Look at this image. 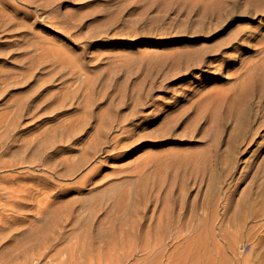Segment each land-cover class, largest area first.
Segmentation results:
<instances>
[{
    "label": "rangeland",
    "instance_id": "rangeland-1",
    "mask_svg": "<svg viewBox=\"0 0 264 264\" xmlns=\"http://www.w3.org/2000/svg\"><path fill=\"white\" fill-rule=\"evenodd\" d=\"M251 1L0 0V264H264V212L255 218L249 216L252 209L259 208L252 206V197H256L252 192L261 191L257 185L264 167V126L255 135V142L248 139L241 145L244 151L237 157L238 166L220 194L221 205L216 213L229 218L234 210H240L236 220L230 223L224 218L222 232L215 229L217 236L204 239L200 251L193 254L191 250L188 256L171 255L183 249L185 242L181 239L161 240L145 234L154 230L160 209L170 206L178 192L185 195L187 205L203 200L207 186H193L188 179L195 165H203V152L209 143L207 135L205 139L203 136L208 130L215 134L217 124L229 111L244 108V97L235 104L230 99L223 101L221 107L206 112L214 117L210 124L199 119L205 96L221 92L230 98L245 82L242 90L252 99V92L264 84V72L252 76L247 72L249 64L264 57V51H259L264 47V17L249 12ZM235 34L238 42L244 41L236 53L224 48L234 42L230 39ZM220 46V51L203 57L209 63L219 59V53L236 56L219 75L189 65L195 62L198 52ZM262 100L264 112V97ZM23 102L34 111L20 109ZM134 107L137 119L126 129L144 141L132 138V146L138 143L119 159H107L105 153L98 156L76 177L97 165L99 172L90 183L82 191L72 189L60 195L59 190L72 187L73 181L55 177L51 170L63 172V162L78 157L97 128L106 131L116 118L129 115ZM82 115L90 117L87 135L79 141L53 142L56 137L49 130ZM255 127L251 126V135ZM230 130L220 136V151L226 148ZM61 146L64 152L56 155L54 149ZM150 160L153 162L144 167ZM160 179L165 183L158 203L143 211L145 204L141 203L149 197L144 192ZM19 188L31 191L27 209L10 207L9 197ZM167 194L172 198L168 199ZM92 198H97L93 206L107 204L110 214L107 218L102 215L105 220L113 222L121 216L125 230L136 229L137 221L143 219L142 237L120 239V224L115 222L110 237L81 241L76 234L89 227L98 228L94 220L102 211H97L98 207L91 211H97L92 222L88 209ZM228 198L232 199V207L224 213L222 204ZM46 200L52 203L47 210L66 201L81 202L75 205L76 227H66L64 238L52 247L53 233L62 230L56 216L46 213ZM212 207L207 211L210 215L215 210ZM77 229L84 230L79 234ZM34 239L43 240L32 245Z\"/></svg>",
    "mask_w": 264,
    "mask_h": 264
},
{
    "label": "bare ground",
    "instance_id": "bare-ground-1",
    "mask_svg": "<svg viewBox=\"0 0 264 264\" xmlns=\"http://www.w3.org/2000/svg\"><path fill=\"white\" fill-rule=\"evenodd\" d=\"M250 7H249L250 8L249 12L252 13L253 16L254 15H258V16L264 17V0H252ZM236 37H237V35L235 34V36L230 39V40L234 39V42L231 43L230 46L224 47V48H230V49L234 50L235 53L240 48H242V46H244V41L238 42L239 39L238 38L236 39ZM225 43H224V46H225ZM224 48H222V49L224 50ZM220 50H221V46L219 48H216V49H213V50H202L201 53L198 52L199 54H195L196 55V57L194 56V61L195 62H189V65L190 66H196L197 68H200V69L206 68V72H209L213 76L219 75L223 71L224 68H226L228 65L234 63L233 61L235 60L236 56H231V55L229 56L228 55L229 57H225L226 55L223 56V55H220V53H219V54H217V56H221V57L219 59H215L214 62H209V63L204 62L203 61L204 60L203 57H204L205 54H207L209 52H211V54H212V52L214 53V52H218ZM259 51H264V47L260 48ZM215 55H216V53H215ZM247 72L249 74H251V76L256 74V73L264 72V57L261 58L259 61L255 62V63L249 64V68H247ZM24 79H26V78H24ZM246 85L247 84L245 82L240 83L237 92H235L233 94V96H230V98H229V96L226 97L223 94H221V92H218L216 94L208 93L205 96L204 100H203L204 104L202 105L203 107H201L202 110H201V115H200L199 119H201V120L203 119V121L209 122L210 124L212 123V118L214 119V117H213V115L212 116L207 115L208 113H206V112H208L211 108H216L217 109L223 101H226V100H229V99L234 104L236 103V101L239 100L240 97H244L242 100H245L244 101V108L240 112H239V110L238 111L236 110V112H235V110H234V112L233 111H229L227 113V115L225 114L223 120H221V118H220V120L222 122H220L216 126V128L218 127V129H217L218 131H216L215 130L216 128H214L215 134H209L210 131L206 130L207 132L203 136V138L205 139V136L207 135L206 140H208V142H209L208 145H207L206 153H204L205 152V150H204V152H203L204 155L203 156L201 155L202 156V161H203V162L202 161L201 162H202L203 165H200V163L197 164L199 159L196 158L197 159V161H196L197 165H195L194 174L190 175V177L188 178L191 181L193 186L197 187V186L202 185V183H203V185L207 186L206 193L204 195L203 200H201L197 204H193L192 203L191 205H187V203L185 201V198H184L185 195H183V193L178 192L177 193L178 194L177 198L176 197L172 198L171 194H167L166 196H167L168 199H171V198L173 199L172 204L170 206H165V207H162L160 209V212L158 213L159 215L157 216V221L155 223V227L156 228L153 226L154 227L153 231H151V230H149V231L147 230V232L145 231L146 232L145 233L146 236L149 237V238H154V239H158L159 238L161 240H165L167 238L181 239L183 242H185L184 243L185 245H184L182 250L176 249V250L171 252V255L175 256L177 254H182L183 256H188L191 253V250H193V254H197L200 251V248H201L200 244L202 243V241L204 239H208V238L211 239V238L217 236L214 233L215 229H219V231L222 232V223H223V221L225 219H228L229 222L231 223L233 220H236L237 216L241 215L240 210H234V215L232 217L228 218V216H227V218H226V214H225V216L223 215L224 217L222 218V216L219 217L216 212L218 211V207L221 205V202H219L220 194H221L224 186L227 184L228 178H230L232 176V174L236 170V167L238 166L237 165V163H238L237 162L238 161L237 160L238 155L241 152L244 151V150L242 151V149H241L242 146L241 145L244 142H247L248 139H249V141L252 140V142H255V137L257 136V132L260 130V128H262L264 126V112H262V105H263V100L262 99L264 97V84L261 85L257 91H255L256 93L252 92V99H251V97H248L246 94H244L245 92L242 90L243 87H245ZM36 87H37V85H36ZM67 96H68V94H67ZM130 99H132V98H130ZM22 100H24V99H22ZM25 101H27V100H25ZM57 102H60V101H57ZM122 103L125 105V107L129 106V105L126 104V102H122ZM86 105H87V103H86ZM36 107L37 106H35V108ZM42 107H43V105H42ZM52 108H54V107H52ZM20 109H24L25 112H29L30 109H31V106L26 105L23 102V103L20 104ZM55 110H57V109H55ZM88 110H89V108H88ZM136 110H137V108L134 107L130 111L129 115H126L124 117L116 118L114 120V124H112L109 128H107L106 131L103 130V129L101 130L100 128H97V130L95 129L96 131L95 130H94L95 132L93 131L94 134L91 135L88 138V140H86V141H88V143L87 144L84 143L85 147L81 150V153L78 155V157L72 158V159H69V160H66L65 162H63V165H62V166H64L63 172L62 171L59 172L58 170H55V169L51 170L52 174L55 177L66 178V179H69V180L73 181L72 182V185H73L72 187L63 188V189L59 190L60 195H65L68 191H70L72 189H78V190L82 191L83 188L90 183V181L94 178V176L99 172L100 167H97V165L91 167L90 169H88L78 179H76V177H77L78 174H80V171L82 169L87 167L98 156H101L102 154L105 153L104 157L107 158V159H110V160L119 159V158L125 156L130 150L133 149L134 145H136L138 143V141H137V143H134V145L132 146L133 143H132V141H130V140H132V138H135V136H136L137 137L136 140H141V141L143 140L144 141V139L140 138V136H138V134H136V133L133 134L134 132H132L131 130L126 129V126L128 124L132 123L134 121V119L135 120L137 119L136 118L137 115L135 113ZM32 111H34V110H32ZM32 111H30V113ZM227 111H228V109H227ZM84 114L85 113H83V115ZM83 115L81 116L82 118L78 117V119H76L72 123H68L67 122L68 124L64 123L62 125H59L55 129L53 128L52 130H49L48 132L54 133L53 137H56L55 139H57V140L54 139L53 142H61V144L62 143L64 144V142H66V141L67 142L68 141H71V142L73 141L74 142V141H77L79 139V137H81L82 135H84V134L87 135L86 133H87V131L90 128V127H87L88 120L90 119V117H88V115H86V116H83ZM118 115H119V113H118ZM153 115H154V113H153ZM26 116H29V115H26ZM97 116L100 117V115H97ZM214 116H215V114H214ZM217 117H218V114H217ZM217 117H216L215 121H217ZM220 117H222V116H220ZM13 118H14V116H13ZM98 123H97V125H98ZM251 126H252V128L254 126H256L255 127V133L252 132V135H251V132H250ZM129 127H130V125H129ZM171 127L172 126L168 127V131L171 130ZM229 128H231V130H230V135H229V137H228V139L226 141V148H224V150L221 149V151H220V136L222 135V133L224 131H227ZM134 129H132V130H134ZM214 130H213V132H214ZM114 132H120V135H113L112 136V133H114ZM166 132H163V133H166ZM145 133H146V131H145ZM161 136H164V135L161 134ZM155 139L158 140L159 137H155ZM86 141H84V142H86ZM50 143H51V141H50ZM206 143H207V141H206ZM110 147H113V149H111L110 151L107 150ZM62 149H64V147H62L61 149H58V150L54 149V153L57 155V154H60L61 152H64V150H62ZM66 149L70 150L69 148H66ZM199 153L201 154L202 152H199ZM198 156H199V154H198ZM153 160H154V158H153ZM153 160H150V161L146 162L144 164L145 165L144 167L149 166L153 162ZM94 161H96V160H94ZM106 164H108V163H106ZM197 172H198V174H197ZM261 172H262L261 175H259L257 173L260 176V179H261V182L257 186L261 188V191L260 192H256V191L252 192L253 194L256 195V197H252V206L253 205L255 206V204H256L257 206H259V208L258 209H252V213L251 214H249L250 212L248 211L249 212L248 213L249 216H251L252 218H255L258 215L259 212H261V213L264 212V167H262V171ZM244 173H246V172H244ZM155 179H157V178H155ZM124 181L128 182L127 180H124ZM99 182H100V180H99ZM134 183H135V181H134ZM164 183L165 182L162 181V179H160V180H157V182L154 181L153 182V186H149L150 189L148 191L144 192V190H143L144 194L145 193L147 195L149 194L148 195L149 197L147 196L148 200L146 198H144V201H143L144 203L140 202L142 205L145 204V207H144L143 211H147L149 209L150 205H152V204L156 205L158 203L159 196L163 192ZM117 184L120 185L119 182H117ZM127 184H124V185H127ZM140 184H143V183H140ZM137 185H139V184H137ZM169 185H170V188H171L172 184L169 183ZM236 185H237V183H236ZM255 185L256 184L254 183V186ZM128 188H129V186H128ZM110 191H112V190H110ZM119 191L120 190H118L117 192L119 193ZM127 191H128V189H127ZM131 191L129 193H131ZM170 192H171V190H170ZM112 193L113 192H111L110 194H112ZM118 193H117V197L113 196V195H112V197H116L118 199V195L120 194V193L119 194ZM110 194H109V196H110ZM122 194H123V192H122ZM259 194H261L260 197L258 196ZM142 195H143V193L141 194V196ZM130 196H131V194H130ZM21 197H23V198L20 199ZM30 197H31L30 189H20L19 188V190H14L13 191V195H11L9 197L10 198V207L15 208V209H17V208L18 209H27L29 207V203H28V200L26 201V199H29ZM121 197H123V195ZM104 198H105V195H104ZM109 198H111V197H109ZM231 198H228L227 202L222 204V208L224 209V213H226L232 207L231 206V204H232L231 203V201H232ZM92 199H93L92 203H91L92 200L91 201L89 200L90 202H88L89 203L88 205H90L89 206L90 208H88L89 211H90L89 215H90L91 211L94 208L96 209L97 207L99 208L97 211H99V212L102 211L101 214L99 215V217L94 220V222H95V224H97L98 228L96 230L90 229V227L87 225L88 223L90 224V221H86L85 220L86 222L84 221V223L88 222L86 225L89 228H87V230L83 229L84 232H82L83 230L80 231L79 229H77V232L79 231L80 233L81 232L82 233L80 234L78 232L80 235L76 234V236H78L79 239H81V241L85 242L86 240H88V238H91V239H96V238H101L102 239V238H104V239H106V238L110 237V235L113 233V232L110 233V230L113 228V227L111 228V226H114L115 222L120 224L119 228L117 229L118 230V237L120 239H123L124 237H130L133 240H136V239H139L140 237H142L141 230H143V228H144L143 219L138 220V221L136 220L138 222L137 226H136L137 227L136 229L125 230L126 228L124 229L122 227L124 224L122 225L123 222L121 223V221H122V217L121 216H118L117 218H115L113 222H112V220H110V218L105 220L108 217V215L110 214V212H107V207H108V206H106L107 204L106 205H96V206L94 205L93 206V204L95 202L97 203V198H95L96 200H94V198H92ZM101 199H103V197ZM66 202L63 205H59V207L58 206L57 207L54 206L55 209H53V210L52 209L51 210H47L48 208H51L52 203L50 204V202L46 200V203H45L46 204L45 205L46 206L45 207L46 208V213H48L49 215L51 213H53L56 216V218H57L56 221L58 222L57 225H59V227L61 228L60 230H62V232L59 231L58 233H55V234L53 233V238L51 239V243L49 244V247H52L55 242H58L62 238H64L63 237V230L66 227H68L69 225L71 226L72 229L74 227H76L75 226L76 225L75 221H73L74 218L76 217V215H74V211H75V208H76L75 205L78 204V203H79L78 205H80L81 202H78V201H71V202H67V203ZM101 202H103V204H105L104 200H101ZM239 202H240V200H239ZM85 205H86V203H85ZM246 205L248 206V208L251 206V204H249L250 206L248 204H246ZM112 206H114V205H112ZM211 206H213L212 208H214L215 210L211 211L210 212L211 215H210L207 211H208V208H211ZM237 208H238V206H237ZM242 208L243 207L241 206V209ZM88 209H86V210H88ZM247 209H244V210H247ZM83 210H84V208H83ZM214 211H215V213H214ZM86 212H88V211H86ZM96 212L95 213H91V215H90V216H92V218H90L92 220V222H93V218H96ZM84 213H83V215L86 214V213L85 214ZM112 214H113V212H112ZM81 215H80V217H81ZM102 215L105 216L106 218L102 217ZM88 218H86V219H88ZM111 219H112V217H111ZM82 220H84V216H83ZM81 222H83V221H81ZM57 225L55 224L54 226H57ZM50 227L51 226H49L48 228H50ZM41 228H45V227H41ZM148 228H150V226ZM55 229L56 228H54L53 232H55ZM67 229H65V230H67ZM50 230L52 232V229H50ZM72 231H74V230H72ZM72 231H71V233H72L71 235H73ZM68 233H69V231H68ZM68 235H70V234H68ZM74 236H75V232H74ZM219 236H221L223 238V236L221 234ZM78 237H74V238H78ZM261 239H264V238L262 237ZM41 240H43V239H34L31 244L32 245H34L35 243L38 244V243H40ZM95 241H97V239ZM229 249H230V247H229ZM220 254L221 253L218 252V255H220Z\"/></svg>",
    "mask_w": 264,
    "mask_h": 264
}]
</instances>
